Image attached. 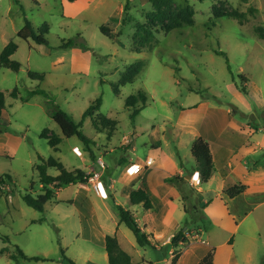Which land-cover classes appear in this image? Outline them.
Returning <instances> with one entry per match:
<instances>
[{
	"label": "rangeland",
	"instance_id": "1",
	"mask_svg": "<svg viewBox=\"0 0 264 264\" xmlns=\"http://www.w3.org/2000/svg\"><path fill=\"white\" fill-rule=\"evenodd\" d=\"M126 1L94 2L86 10L84 0H0V52L10 40H15L19 48L12 58L22 64L19 71L0 68V89L9 91L5 95L6 109L0 118V264H84L88 257L84 251L97 246L92 242H80L78 238L81 221L86 236L95 234L92 224L82 218L78 203L50 201L41 212L24 201L25 195L35 197L45 190L50 200L76 197L75 184L64 186L60 191L52 185L40 184L36 169L41 163L39 155L44 159L54 157L69 169L89 170V152L95 149L92 172L107 177L110 174L107 163L113 165V160L123 157L145 159L150 154L145 143L150 145L163 140L161 156L167 169L175 172L178 169L177 159L173 157L176 146L182 153L190 151L191 135L184 133L182 141L175 135L183 109L184 122L192 120L193 116L198 122L199 115H206V121L216 118L218 124L223 125L235 116L264 127V0H175L178 7L189 3L194 8V23L171 32L159 26L155 41L141 52L135 51L132 38L135 25L145 24L147 15L154 10L152 2L133 0L129 21L124 25L121 18L117 23L118 8ZM124 16L123 12L122 18ZM26 18L35 26L48 24V45L17 36ZM108 20L110 24L107 25ZM104 24L111 28V37L101 32ZM70 38L80 44L59 48L62 41ZM82 43L88 49H84ZM135 65L141 70L134 82L123 85V76L134 72ZM29 71L46 73V76L43 80L32 79ZM245 79L252 81L247 90L250 95L241 90ZM16 87L19 98L10 94ZM35 89L45 90L50 99L76 121L82 119L92 100L102 96L100 113L117 122L114 134L110 136L107 128L100 130V125L95 128L92 119L87 117L83 132L94 143L85 145L77 136L64 137L55 149L41 134L48 129L47 134L55 132L63 136L62 131L48 113V98L29 94ZM139 91L147 95L148 102L133 120L134 107L126 106V100ZM197 101L220 109H207L188 117ZM248 106L249 115L238 108ZM228 108L232 109L231 114ZM95 117L98 120V111ZM125 136L133 140L134 143L130 141L135 151L104 157L106 167L102 168L97 161L98 153H106L107 147L126 146ZM165 136L172 145L165 142ZM75 145L81 148L87 162L74 151ZM250 162L253 161L250 159ZM192 164L189 158L188 168ZM49 173L57 175L58 170L50 168ZM33 183L34 188H31ZM183 190L188 191L184 201L195 205L189 206L182 227L194 233L201 227L202 239L208 238V232L218 235L216 241L211 242L216 244L217 264H225L232 247L219 244L223 241L220 224L227 209L224 204L214 203L204 211L207 205H200L196 190L186 182ZM107 203L111 207L114 205L111 199ZM125 204L129 209L138 208L130 200ZM98 215L102 220L100 211ZM168 248L146 246L142 251H147L151 264H173ZM19 249L29 257L42 259L25 258ZM263 251L261 245L259 252ZM261 254V260L252 264H263L264 253ZM135 258L139 260L136 255ZM237 261L233 264L240 263ZM139 262L142 263V259ZM241 264H245L244 261Z\"/></svg>",
	"mask_w": 264,
	"mask_h": 264
},
{
	"label": "crops",
	"instance_id": "2",
	"mask_svg": "<svg viewBox=\"0 0 264 264\" xmlns=\"http://www.w3.org/2000/svg\"><path fill=\"white\" fill-rule=\"evenodd\" d=\"M84 1V8L88 10L94 2L101 3L103 0ZM118 9L119 18L117 23H120L119 19H123V4ZM106 24H110V20ZM251 84L252 81L245 79L244 86L247 90ZM250 93L249 91L248 95ZM238 95L240 94L236 93V96ZM197 102L193 105V110L189 111L188 117L198 114L199 111L205 112L207 109L209 111L210 109H220V107L218 108L212 104L203 103L204 101ZM238 108L244 115L251 113L249 106L245 109ZM227 112L231 114L233 111L228 108ZM181 113L182 115L177 121L179 128L175 135L177 137L179 136V140L181 141L184 133L191 135V140L188 143L190 145V151L188 153H182L180 148L176 146L177 150L173 152V157L175 161L177 159L178 169L175 172L167 169L161 156L163 140L151 143L150 145L145 143L146 148L150 150V154L145 159H135L133 157L127 159L123 157L113 160V165L107 163V169L110 174L107 177L101 178H103L106 184L108 197H102L97 192L94 187L95 182L91 178L87 184L73 183L76 185L75 199L58 200L54 198L55 200H50L51 202L78 203L80 205L79 208H81L80 213L82 218L89 221L95 229V234L90 237L86 236L83 221H81V230L78 234L80 242L83 240L97 245L92 250L90 248L84 251V253H88L84 264H109L108 254L106 252V237L109 234L117 235L121 247L132 256L134 264H151V260L147 256V251H142L144 247L138 244L132 230L125 223L120 222L119 212L116 206L119 204L125 207V203L129 200L130 191L141 185L147 187L153 202V208L145 210L142 205H138L137 209L132 208V210L135 212L138 222L148 233L153 235L152 241L156 244V247L159 249L169 247L168 254L172 260L171 262H173L174 247L170 245L171 239L182 227V223L187 214L186 210L190 209L189 206L192 207L195 205L189 201H184L187 195L186 198L184 196L188 193V191L183 190L184 181L179 186L169 181L171 177L176 175L185 176L188 181L186 183H188L191 189L196 190L199 196L197 200L200 205H207L204 211L209 209V204L214 203L224 204V207L227 209L228 213L220 224L223 234V237L220 239L223 241L219 244L220 246L229 244L232 247L229 251L228 261L225 264H233L234 260H238L237 263L240 262L239 264H241V261H244L245 264H252L253 262L261 260V253H264V251L259 252V247L261 245L264 246V158L260 159L259 157H262L264 153V127L257 126L250 120L244 121L237 119L235 116L223 125L218 124L216 118H209L206 121V115H199L197 117L199 118L198 122H195L197 121L196 116H193L192 120L184 122L183 120L185 118L183 114H185V110L183 109ZM199 136L209 142L216 168L210 181L204 185L201 184L199 173L191 172L195 163L191 153V145L194 139ZM131 141L133 142L132 139ZM131 141H126V146L117 145L107 147L108 151L106 153H98V158L112 156L118 152L124 155H127L131 151L134 152V142L131 143ZM165 142L169 146L172 145L171 140L166 136ZM74 147L79 151L81 149L77 145ZM95 152L94 149L93 154ZM89 156L90 162L87 165L89 170L85 169V171L94 174L92 172L91 151L89 152ZM83 157L80 158L87 162L88 160ZM150 157H153V163L152 165H147L146 161ZM189 158L193 160L191 168L187 166ZM180 159L183 160L185 167L181 166ZM250 159L253 162H250ZM258 159L260 160L256 162ZM134 164L140 165L142 167L141 170L137 173H129L128 169ZM115 165L116 167H114ZM120 167H122L121 170H118ZM187 175L192 176L191 180L187 178ZM118 183H121L120 186ZM237 184L246 185V191L235 197H229L226 190ZM109 199L113 200V207L107 203ZM98 211L103 216L102 220L98 215ZM90 214L92 219L88 220ZM203 233L202 229L195 233L193 231L188 232L190 241L182 248L176 264H198L209 252L210 248H215L214 246L216 244H213L211 240L216 241L218 235H214L213 232H208V238L202 239ZM231 239H233L232 243H230ZM237 245H239L238 251H236ZM216 253L215 251L214 264H217ZM135 255L139 257V260H136ZM140 259H142V263L139 262Z\"/></svg>",
	"mask_w": 264,
	"mask_h": 264
},
{
	"label": "trees",
	"instance_id": "3",
	"mask_svg": "<svg viewBox=\"0 0 264 264\" xmlns=\"http://www.w3.org/2000/svg\"><path fill=\"white\" fill-rule=\"evenodd\" d=\"M72 1V0H71ZM133 0H127L124 5V18L122 19L123 24L125 25L129 21L128 13L130 11L131 2ZM153 11L147 15V22L145 24H136L135 32L133 34V46L136 52H141L143 48L149 47L155 41V33L157 28L161 26L165 29L166 32H171L173 29H177L182 27L183 25H192L194 23V8L187 3L183 6H177L175 0H151ZM236 13H234L235 15ZM101 32L111 37V28L107 25H102L100 27ZM49 26L48 24H43L41 26H35L31 20L26 18L25 25L18 31L17 36L25 41L33 40L40 45H48V34H49ZM80 43L75 40V38H70L67 41H62L59 48H69L78 46ZM82 47L84 49H88L84 43H82ZM19 48L18 43L15 40H10L3 50L0 52V68H9L14 71H19L22 64L19 61H16L12 58V56L17 52ZM219 53V51H216ZM139 65L133 66L132 73H126L121 83L123 85L134 82L136 74L140 72ZM29 77L32 79H41L43 80L46 76V73L40 72H28ZM241 90L248 94L245 86L241 87ZM9 91L0 89V118L3 116L4 111L6 109L5 104V95ZM11 96L14 98H19L18 88H14L10 92ZM30 95L40 94L48 98V102L50 103V107L48 108V113L51 115L56 124L60 127L62 131V135L60 136L55 132L51 134H47L48 129H44L41 136L48 140L49 144L55 149L58 148V145L62 142L63 138H70L73 136H77L85 145L89 143H94L84 132H83V123L85 118L90 117L93 121V125L95 128H98L100 125L101 128H107L110 130L108 133L112 136L116 130L117 122L100 113V108L103 103V97L99 96L95 100L89 104L88 108L83 113L82 119L80 121H76L74 117L63 110L58 104L55 103V100H51L48 93L42 89H35L30 91ZM22 100H26L22 98ZM141 102V105L138 104ZM148 97L143 91H139L137 94L130 95L126 100V106L134 107L133 112L131 113V117L134 120L138 113L147 106ZM98 111V120L95 117V112ZM91 158L94 159L95 154L92 152ZM191 153L195 160L194 166L191 169V172H198L200 176L201 184H206L212 178L216 168L212 155V150L209 142L199 136L194 139L191 145ZM264 158V153L262 155ZM39 160L41 163L37 164L36 169L40 174V184L42 185H52L55 188H62L64 186L73 184V183H82L87 184L90 179L93 177L92 173H88L83 169H69L66 165L60 160L50 157L49 159H44L41 155H39ZM258 159L256 162H258ZM180 164L182 167H185L184 162L180 159ZM50 168H55L58 170L57 175H51L49 173ZM8 178H11L8 176ZM2 181V179H1ZM172 183L177 186L180 185L181 182H188L185 176L176 175L169 179ZM31 188H34V183L31 185ZM247 189V186L244 184L234 185L226 190V193L229 197H235L237 195L242 194ZM186 198V196H184ZM129 200L133 205H142L145 210H150L153 208V202L150 197V194L147 190V187L141 185L136 189H132L129 193ZM24 201L29 206L34 209L43 212L45 210V205L50 201V195L45 190V192L32 197L30 195L24 196ZM117 209L119 212L120 222L125 223L134 233L138 244L141 247H155L156 244L153 243L152 238L153 235L148 233L145 228L138 222L135 212L132 209L126 208L122 205L117 204ZM188 213L189 210H186ZM195 213H198L197 211ZM199 231L201 227L198 228ZM193 230L188 227L180 228L172 237L170 245L174 247V257L173 264H176V261L179 257V254L182 251V248L189 243V235L188 232H192ZM8 240V239H7ZM233 242V239L230 240V243ZM20 254L29 259L41 260V257H29L24 254V252L19 249ZM106 252L108 254L109 264H134L132 256L125 251L118 240L116 234H109L106 237ZM214 256H215V248H212L201 260L198 264H214ZM47 260V259H44ZM264 264V261H263Z\"/></svg>",
	"mask_w": 264,
	"mask_h": 264
},
{
	"label": "built area",
	"instance_id": "4",
	"mask_svg": "<svg viewBox=\"0 0 264 264\" xmlns=\"http://www.w3.org/2000/svg\"><path fill=\"white\" fill-rule=\"evenodd\" d=\"M127 139V140H126ZM125 140L127 141V142H130V140L126 137L125 138ZM74 151L80 156V157H83L82 156V152L81 151H79L77 148H74ZM97 161H98V163H99V165L102 167V168H105L106 167V163L104 162V160H103V158L102 157H99L98 159H97ZM147 165H152V163H153V159L152 158H148L147 159ZM141 166L140 165H132V167H130L129 169H128V172L129 173H137V172H139L140 170H141ZM92 180L95 182V185H94V187H95V189L97 190V192L102 196V197H108V194H107V192H106V184L104 183V181H103V179L101 178V175H100V173H94L93 174V177H92Z\"/></svg>",
	"mask_w": 264,
	"mask_h": 264
},
{
	"label": "water",
	"instance_id": "5",
	"mask_svg": "<svg viewBox=\"0 0 264 264\" xmlns=\"http://www.w3.org/2000/svg\"><path fill=\"white\" fill-rule=\"evenodd\" d=\"M187 178H188L189 180H191L192 176H191V175H187Z\"/></svg>",
	"mask_w": 264,
	"mask_h": 264
}]
</instances>
